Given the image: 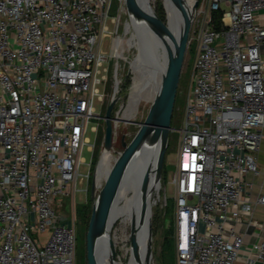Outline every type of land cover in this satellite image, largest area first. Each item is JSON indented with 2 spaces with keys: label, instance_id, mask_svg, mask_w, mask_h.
<instances>
[{
  "label": "built area",
  "instance_id": "built-area-1",
  "mask_svg": "<svg viewBox=\"0 0 264 264\" xmlns=\"http://www.w3.org/2000/svg\"><path fill=\"white\" fill-rule=\"evenodd\" d=\"M115 2L125 7L126 0H0V264H77L75 220L68 225L58 208L90 179L81 174L92 167L83 152L95 147L91 122H105L96 102L105 100L104 40L120 29V20L114 32L109 26ZM199 2L173 180L177 264H264V224L255 217L264 195L254 202L247 182L259 173L264 142V0ZM117 99L113 124L134 122L141 97ZM118 139L114 129V150Z\"/></svg>",
  "mask_w": 264,
  "mask_h": 264
},
{
  "label": "rangeland",
  "instance_id": "rangeland-1",
  "mask_svg": "<svg viewBox=\"0 0 264 264\" xmlns=\"http://www.w3.org/2000/svg\"><path fill=\"white\" fill-rule=\"evenodd\" d=\"M151 4L156 10L162 9L164 15V22L169 24V29L174 35L173 27L169 18V6L167 0H151ZM112 16H114V22H109L110 30L114 32L117 22L120 20V29L118 32L104 40V51L108 57V63L105 64L108 73L107 79L104 85L100 87L103 94H105V100L101 104L96 102V108L98 114L102 116L106 115L107 109L111 104L113 96L116 99L119 97H141L140 112L134 122H131L127 126V133H122L119 136L115 150L124 151L121 147V140L124 135L127 136V142L130 144L134 138L138 135L142 123L145 121L151 105L154 101L155 91L158 88L160 81H162V75L167 62V53L165 47L160 42L159 37L156 35L158 41L157 47H155L156 55L159 61V72L153 85L143 92V94L137 90L142 86V82L134 70V64L136 58L141 50L143 41V34L141 31L140 18L136 13L132 11L127 5L123 9H120V3H114ZM139 18V19H138ZM196 26L193 25L191 30V44H189L186 54V60L184 63L183 73L178 91V97L176 101L175 113L172 121V130L169 137L168 148L165 155L163 174L161 183L167 187L168 198L165 197V193L158 192V179L155 184L152 199L153 208V239L152 248L150 254V264H177L176 253V214L174 197L176 196L175 185H173L174 175L177 171L179 149L181 145L180 133L178 130L182 127V116L185 111L186 98L190 89L192 72L194 68V62L198 53V42L195 40L194 31ZM190 43V42H189ZM118 85V90L115 94V86ZM99 127V133L97 135L92 128ZM106 123L99 121H92L89 127V133L87 139L90 145H95L93 152L88 151V147H85L83 152V158L87 164H91V169L87 166L81 167V174L87 176L90 174L88 181L78 183L70 196L60 199L62 206H59L58 213L62 215L64 221L68 225H74L78 235V247H77V264H90V249L89 239L93 232L92 215L94 200L92 199V189L94 179H96L97 195L101 191L102 187L106 184V180L111 176L117 166L116 161L109 159L102 148V144L105 137ZM130 134V135H128ZM96 139V140H95ZM119 157V155H115ZM93 158V159H92ZM154 168H156L157 157H152ZM154 169V171H155ZM98 178V180H97ZM156 189V190H155ZM141 212L139 207L137 210L138 218ZM117 221L114 227H112V240L115 246V260L127 263L131 256L128 251L133 245V240H136V229L138 224V218L135 224L129 222H123V216L117 214ZM134 227V230L132 229ZM92 245V240H91Z\"/></svg>",
  "mask_w": 264,
  "mask_h": 264
},
{
  "label": "water",
  "instance_id": "water-1",
  "mask_svg": "<svg viewBox=\"0 0 264 264\" xmlns=\"http://www.w3.org/2000/svg\"><path fill=\"white\" fill-rule=\"evenodd\" d=\"M192 5L191 13H189L183 22L179 32V38L176 39L169 29V24H166L157 11L151 4V0H126V5L134 11L137 17L146 20L152 27L156 35L163 41L167 53V69L163 74L162 81L158 92L154 97L149 113L142 123L138 135L129 144L127 137L124 135L121 140V147L124 151L113 149L114 140V124L113 112L118 99L112 101L109 105L105 123L106 131L104 137V148L107 152H114L119 155V162L111 176L106 180V184L102 187L97 195L96 179H94L92 189V199L94 200L92 225L93 232L89 239L90 264H92V249L91 240L96 238L99 242L105 239L104 248L110 254V264L115 263L114 250L115 246L111 239V228L106 216L107 208L110 201L118 189L124 182L129 170L131 169L135 159L139 154L144 156L147 154L145 149L151 144H158L159 140L162 143L161 152L157 156L155 173L158 182L161 181L163 174V165L166 151L168 148L169 137L171 136L172 121L176 108L179 86L183 73L184 63L186 60L187 49L190 40L192 25L195 20L196 10L199 6V0H195ZM138 18V19H139ZM153 168L148 167L142 180V192L145 198L151 194L150 183ZM148 218V219H147ZM147 221L148 227V245L145 254V264H150V254L153 239V208H149L146 204L143 213V218ZM147 219V220H146ZM134 230V227L132 228ZM137 241L133 240V246ZM103 245V244H102ZM139 262V261H138ZM140 263V262H139Z\"/></svg>",
  "mask_w": 264,
  "mask_h": 264
},
{
  "label": "bare ground",
  "instance_id": "bare-ground-1",
  "mask_svg": "<svg viewBox=\"0 0 264 264\" xmlns=\"http://www.w3.org/2000/svg\"><path fill=\"white\" fill-rule=\"evenodd\" d=\"M195 0H167L169 6V18L171 26L174 30V37L176 39L179 38V32L185 20V17L191 13L192 5ZM141 31L143 34V41L141 45V50L136 58L134 64V70L137 73L138 77L142 82V86L137 90L143 94V92H147V90L153 85L156 80V77L159 72V61L156 55L155 47L158 45V41L156 39L155 32L153 31L151 25L144 19L140 18ZM160 39V38H159ZM160 42L163 44V41L160 39ZM165 47V46H164ZM166 50V49H165ZM167 69V62L165 64V68L163 71ZM163 76V75H162ZM161 85V81L156 89V93L158 92ZM147 89V90H146ZM155 93V95H156ZM140 94V93H139ZM140 94V95H142ZM155 97V96H154ZM140 98V97H139ZM140 99H137L139 101ZM136 101V100H135ZM129 126L128 123H115V142L116 139L127 129ZM162 143L159 140L158 144L153 143L150 144L145 151L147 154L144 156L142 153L137 156L135 162L133 163L131 169L129 170L126 179L122 184L118 187L116 192L114 193L110 204L107 208L106 216H108V221L111 228V239H112V227L115 226L117 221V214H121L123 218V222H129L130 224H135L138 214L137 210L141 205V212L138 218V224L136 229V240L137 243L135 246H132L128 251L131 253L129 261L127 263L122 260L116 261L114 264H145V254L148 245V227L147 221L144 222L143 213L145 210L146 204L149 208H152V199H153V191L155 188V184L157 181V176L154 171V164L152 157L155 158L158 156L159 152H161ZM106 155L109 156V159L112 161H116L118 163L120 157H115L114 154L106 152ZM148 167L153 168L151 183H150V191L151 194L148 198H145L142 192V180L143 176ZM98 180V178H97ZM148 219V218H147ZM146 219V220H147ZM106 240L102 239L100 242L96 239H92V264H110V259L107 250L104 248V242ZM103 244V245H102ZM140 263H139V262Z\"/></svg>",
  "mask_w": 264,
  "mask_h": 264
},
{
  "label": "crops",
  "instance_id": "crops-1",
  "mask_svg": "<svg viewBox=\"0 0 264 264\" xmlns=\"http://www.w3.org/2000/svg\"><path fill=\"white\" fill-rule=\"evenodd\" d=\"M258 170H259L258 175L251 173L247 177V182L251 184L250 194L254 202H256L261 196L264 195V142L262 145V149L258 154ZM255 217L260 223L264 224L263 206L261 205L256 206ZM242 231L244 232L245 229H242ZM246 240L249 243L256 241L253 229L247 232Z\"/></svg>",
  "mask_w": 264,
  "mask_h": 264
},
{
  "label": "trees",
  "instance_id": "trees-1",
  "mask_svg": "<svg viewBox=\"0 0 264 264\" xmlns=\"http://www.w3.org/2000/svg\"><path fill=\"white\" fill-rule=\"evenodd\" d=\"M162 9H156V11H157V13H158V15L161 17V19L164 21V15H163V12L161 11ZM221 18H222V13H220V12H215L214 14H213V24H214V28L216 29V30H220L221 28H222V22H221ZM124 133H127V129L124 131ZM128 135H130V134H128ZM120 160V159H119ZM119 162V161H118ZM174 205H175V203H174ZM140 208H142L141 207V205L139 206Z\"/></svg>",
  "mask_w": 264,
  "mask_h": 264
}]
</instances>
